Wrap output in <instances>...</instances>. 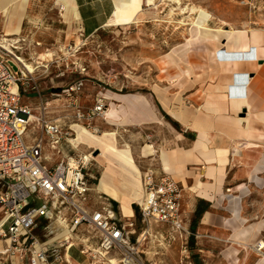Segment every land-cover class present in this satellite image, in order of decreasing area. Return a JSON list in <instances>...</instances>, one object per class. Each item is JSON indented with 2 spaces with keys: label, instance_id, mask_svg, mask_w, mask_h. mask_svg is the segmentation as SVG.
<instances>
[{
  "label": "rangeland",
  "instance_id": "rangeland-1",
  "mask_svg": "<svg viewBox=\"0 0 264 264\" xmlns=\"http://www.w3.org/2000/svg\"><path fill=\"white\" fill-rule=\"evenodd\" d=\"M182 3L183 7L194 5L205 10L208 18L199 14H181L178 5L172 2L141 0L139 3L138 0L134 8L121 10L104 29L91 37H83L72 29L65 12H62L60 0H31L22 32L7 37L11 33L18 4L13 7L5 33L0 25V39L19 40V43L11 42L17 46L16 50L13 49L15 54L38 67L34 79L39 90L23 94V104L29 106L32 115L38 119L45 117L47 121L57 122L65 128L79 124L94 134H101L100 137H85L76 151L64 143L66 154L78 156L94 150V156H97L100 153L97 150L101 149L107 153L128 148L132 151L147 142L156 145L158 151L163 149L169 143L172 130L169 121L163 118L157 99L162 101L168 95L182 98L187 89L185 83L190 77V66L194 68L190 62L200 58L196 69L204 70L202 68L207 67L210 61V47L215 39L227 35L232 28H264V0H183ZM171 9L176 10L174 14H171ZM2 48L7 46L0 42V50L7 53ZM138 95L160 120L153 124H132L137 114L131 111L130 106L141 107L143 104L135 97ZM101 101L103 111L98 109ZM111 112L119 118L108 116ZM109 128L117 132L106 130ZM39 133L35 121L28 134L37 137ZM106 133L113 135L105 136ZM74 137L73 131L71 139ZM157 150L156 154L153 151L156 160H151L147 168L160 170ZM52 152L49 150L47 154L51 156ZM61 158L65 159L64 153L55 157L56 160ZM98 162L94 160L88 172L94 177L90 180L96 199L100 197L96 188L103 173ZM141 162L139 159L136 164L143 171ZM182 214L186 219L183 211ZM43 229L44 225L35 231L37 238L42 239L43 234H47ZM59 236L52 235L47 242H56ZM92 237L95 247L98 238ZM191 242L190 235L187 239L186 235L177 238L163 247H158L155 241L147 242L141 248L144 252L141 263L188 264L192 257L184 250ZM112 254L118 258L117 253ZM100 260L97 264L107 262V259ZM91 262L90 258L87 263Z\"/></svg>",
  "mask_w": 264,
  "mask_h": 264
},
{
  "label": "crops",
  "instance_id": "crops-1",
  "mask_svg": "<svg viewBox=\"0 0 264 264\" xmlns=\"http://www.w3.org/2000/svg\"><path fill=\"white\" fill-rule=\"evenodd\" d=\"M71 2L74 12L67 16L68 22L83 37H91L104 29L122 10L117 8V0ZM30 3L31 0L23 12L19 9L23 14L21 23L17 21L16 8L11 30L20 23L22 32ZM5 4L0 0V25L4 33L13 9L3 10ZM63 11L66 14L64 7ZM74 13L77 16H73ZM237 31L246 33L237 34V37L222 35L213 41L210 61L202 68L204 70L196 69L200 58L190 62L194 68L190 66V77L185 83L187 89L184 88L182 98L168 95L162 101L157 99L163 118L166 117L172 130L169 143L159 151L156 145L148 142L137 150L131 147L133 161L137 166L141 159L142 169H146L151 160H156L157 150L158 172L171 176L183 189L186 239L190 235L192 240L184 250L192 257L188 264H264V251L257 250V245L264 244V28ZM135 97L143 104L141 107L130 106L137 114L132 124H153L160 120L142 97ZM124 112L127 111L124 109ZM114 116L115 113L111 115ZM106 130L115 131L113 128ZM117 144L120 147L118 135ZM66 150L63 144L64 158L69 156ZM103 150H98L100 153L97 154V157L103 154L97 160L102 162H98L103 167L102 172L107 164L112 169L108 171L113 184L130 183V172L112 161V156L121 150L110 153ZM48 151L47 148L46 156H49ZM49 157L51 166L63 159L56 160L53 152ZM99 183L100 180L97 185ZM120 190L129 205L128 212H124L121 203L109 193L96 191L120 217L136 219L141 229L138 201L143 197L142 182L141 195L136 199L131 190L121 189V186ZM153 229L166 230L167 226L153 225ZM136 238L137 235L133 236L134 243ZM40 240L49 243L46 234ZM0 244V253L6 249L13 253L1 256L0 264H29V256L22 259L10 239L0 240ZM67 258L71 264H88L91 257L75 247Z\"/></svg>",
  "mask_w": 264,
  "mask_h": 264
},
{
  "label": "built area",
  "instance_id": "built-area-1",
  "mask_svg": "<svg viewBox=\"0 0 264 264\" xmlns=\"http://www.w3.org/2000/svg\"><path fill=\"white\" fill-rule=\"evenodd\" d=\"M6 52L0 50V240L10 239L22 259L29 256V264H71L67 257L75 247L90 255V264L100 263V258L113 264L108 257L118 264H142L144 252L139 248L147 242L163 247L184 237L188 230L182 217L183 189L168 174L153 168L142 171L144 197L138 206L143 226L139 229L136 219L120 217L102 194L95 199L90 180L94 177L88 173L94 150L49 165L47 148L54 155L64 153V143L74 151L79 148L71 142L73 129L41 117L37 118L39 135L28 134L35 121L22 97L39 90L35 73L25 69L21 57ZM100 105L103 111L102 101ZM43 225L48 238L62 237L41 243L34 233ZM153 225L167 229L154 230ZM92 235L98 238L95 247ZM257 250L262 253L264 245H257ZM10 254L6 249L0 257Z\"/></svg>",
  "mask_w": 264,
  "mask_h": 264
},
{
  "label": "bare ground",
  "instance_id": "bare-ground-1",
  "mask_svg": "<svg viewBox=\"0 0 264 264\" xmlns=\"http://www.w3.org/2000/svg\"><path fill=\"white\" fill-rule=\"evenodd\" d=\"M2 1H3V3H6L4 6H2L3 10L8 9L9 7L13 8L15 5L18 4L17 13H19V9L23 12L24 9L26 8L27 3L29 2V0H2ZM7 1H8V4H7ZM163 1L164 2L165 1L172 2L173 4L178 5V9L181 11V14H187L188 13L190 16L193 14H195V15L199 14L203 18L204 17L208 18V13L205 10L200 9L197 6L193 5L191 7L190 6L183 7V3H182L183 0H162V2ZM60 3H62V6L67 11L65 14L66 17L67 16L70 17V12H72V13L74 12L71 0H60ZM135 6H136V1H134V0H117V8L118 9H122V10L128 9V8L131 9V8H134ZM21 11L19 13V16L17 15L18 16L17 21L20 23H21V20L23 17V14H21ZM175 11H176L175 9H171V14H174ZM75 15L77 16V13H74L73 16H75ZM71 16H72V14H71ZM169 17H171V15ZM200 20L202 21L203 19H200ZM202 22H205V21L203 20ZM20 23L19 24L16 23L18 25L17 28L13 27L10 35L7 37L19 35L21 33V30L19 28ZM184 23L185 22H183V24ZM201 25H202V23H201ZM243 33H246V31H237V30L232 28L230 31L227 32L226 36L233 37L237 34H243ZM13 41H15L16 43H19V40H13V39L5 38V37L3 39H0V42H2L5 46H7V48H2V49H5L9 53L16 55L13 49L17 48V46H15V44L11 43ZM21 61L23 62L25 69L29 73H32V74L36 73V70L38 67H35L33 64L26 62L23 58H21ZM113 114H114V112H111L107 115L111 116ZM31 120H32V122L37 121V118L32 115ZM72 129L75 133V138H73L71 140V142H73L76 145V147L78 146V144H80V142L85 137H91V136L100 137L99 135H101V134H94L93 132L89 131L87 128H85L84 126L79 125V124L73 125ZM108 135H113V134L112 133H106L105 136H108ZM94 153H96V152H94ZM102 156H103V154H101L98 157L92 155V158L94 160H99ZM112 161L115 162L117 165H120L124 171L130 172V174L128 175V178L130 179V183L119 182V185L113 184L114 180H113L112 176L109 175L110 171H108V169H110V170H112V169L107 164H104V172H103L102 178L100 179V183L97 187V191L99 193H102V194L109 193L112 197H114V199L118 200L121 203L123 211L128 212L130 208H129V205H127L125 203V196H124V193H122V191L120 190V186H121V189L131 190L135 199L138 198L141 195V172L133 161L130 149L121 150L116 155L112 156ZM143 197H144V193H143ZM143 197L138 201V203H142ZM66 236H67V233L65 232L64 237H66ZM0 247H1V244H0ZM112 263L118 264L117 261L114 259L112 260Z\"/></svg>",
  "mask_w": 264,
  "mask_h": 264
},
{
  "label": "water",
  "instance_id": "water-1",
  "mask_svg": "<svg viewBox=\"0 0 264 264\" xmlns=\"http://www.w3.org/2000/svg\"><path fill=\"white\" fill-rule=\"evenodd\" d=\"M15 70H16V68H15Z\"/></svg>",
  "mask_w": 264,
  "mask_h": 264
},
{
  "label": "trees",
  "instance_id": "trees-1",
  "mask_svg": "<svg viewBox=\"0 0 264 264\" xmlns=\"http://www.w3.org/2000/svg\"><path fill=\"white\" fill-rule=\"evenodd\" d=\"M59 90V89H58Z\"/></svg>",
  "mask_w": 264,
  "mask_h": 264
}]
</instances>
